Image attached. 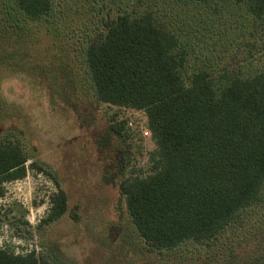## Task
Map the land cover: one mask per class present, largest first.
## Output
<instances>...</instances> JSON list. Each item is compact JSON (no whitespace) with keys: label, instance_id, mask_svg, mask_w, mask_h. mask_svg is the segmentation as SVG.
<instances>
[{"label":"rangeland","instance_id":"rangeland-1","mask_svg":"<svg viewBox=\"0 0 264 264\" xmlns=\"http://www.w3.org/2000/svg\"><path fill=\"white\" fill-rule=\"evenodd\" d=\"M58 1L53 20H29L0 0V141L28 157L25 177L3 184L0 247L50 264H264V200L202 243L157 249L139 234L120 184L152 172L157 145L144 110L96 100L85 63L101 17L136 2L183 41L185 74L207 62L251 76L264 70V19L237 0ZM59 190L68 209L48 222Z\"/></svg>","mask_w":264,"mask_h":264},{"label":"trees","instance_id":"trees-1","mask_svg":"<svg viewBox=\"0 0 264 264\" xmlns=\"http://www.w3.org/2000/svg\"><path fill=\"white\" fill-rule=\"evenodd\" d=\"M237 1L264 19V0ZM12 2L29 20H53L60 4ZM129 5L132 9L102 16L101 31L88 33L85 48L96 100L144 110L157 145L152 172L123 181L120 191L139 234L152 247L202 243L224 231L241 210L264 200V70L251 76L213 74L217 67L206 62L187 75L183 41L152 12L138 11L136 2ZM27 161L15 141H0V197L6 181L25 177ZM50 199L48 222L68 209L64 190ZM0 264L50 263L35 251L0 247Z\"/></svg>","mask_w":264,"mask_h":264}]
</instances>
